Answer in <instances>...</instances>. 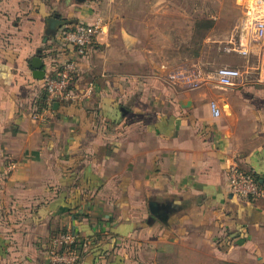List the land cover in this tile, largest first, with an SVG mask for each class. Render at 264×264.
Returning <instances> with one entry per match:
<instances>
[{"label": "crops", "instance_id": "obj_1", "mask_svg": "<svg viewBox=\"0 0 264 264\" xmlns=\"http://www.w3.org/2000/svg\"><path fill=\"white\" fill-rule=\"evenodd\" d=\"M158 4L0 0V264H49L66 229L90 241L82 264H264V197L233 195L227 175L237 161L264 181V83L171 79L130 25ZM96 21L104 32L78 57L61 31ZM36 57L45 76L76 59L75 89L93 93L33 120Z\"/></svg>", "mask_w": 264, "mask_h": 264}, {"label": "built area", "instance_id": "obj_2", "mask_svg": "<svg viewBox=\"0 0 264 264\" xmlns=\"http://www.w3.org/2000/svg\"><path fill=\"white\" fill-rule=\"evenodd\" d=\"M245 15L244 26L253 28L252 38L246 43H232L233 50L241 54L246 62L242 67L223 66L217 69L216 78L222 87H236L264 83V0H243ZM104 32L103 23L79 22L61 31L62 41L71 46L78 57L84 58L93 48L100 35ZM259 56L257 71L250 65L252 55ZM80 76L79 62L74 59L63 63L53 73L42 80V91L45 99L40 104L36 103L31 113V118L36 121H47L53 118L55 104L68 102L79 97H88L94 91L90 84L80 92L75 89V84ZM175 81H184L192 88H199L203 83L200 71L177 72L170 76ZM210 107L215 117L223 114L220 104L211 100ZM15 164H9L13 169ZM230 192L240 198L254 201L264 197V181L255 174L240 166L234 161L227 170ZM90 241L75 229H66L55 234L48 244L46 253L49 264H81L85 252L89 249Z\"/></svg>", "mask_w": 264, "mask_h": 264}, {"label": "rangeland", "instance_id": "obj_3", "mask_svg": "<svg viewBox=\"0 0 264 264\" xmlns=\"http://www.w3.org/2000/svg\"><path fill=\"white\" fill-rule=\"evenodd\" d=\"M144 6L130 25L141 38L139 51L151 56L154 66L166 64V72L172 73L200 71L208 84L217 80L218 68L245 64L241 54L229 50L232 43L252 38L253 28L243 24V0H159L151 11L150 5ZM258 64L259 56L252 55L250 65L255 71ZM199 251L202 257H210L208 250L199 247ZM201 264L230 263L203 259Z\"/></svg>", "mask_w": 264, "mask_h": 264}, {"label": "water", "instance_id": "obj_4", "mask_svg": "<svg viewBox=\"0 0 264 264\" xmlns=\"http://www.w3.org/2000/svg\"><path fill=\"white\" fill-rule=\"evenodd\" d=\"M33 66L34 68L36 69L35 72H34V77L36 79H39V80H43L45 78V71L43 70V60L39 57H36L34 60H33ZM59 105V103H56L55 106L57 107ZM151 210L154 214L156 215H159L158 211H157V205L156 203H151Z\"/></svg>", "mask_w": 264, "mask_h": 264}, {"label": "trees", "instance_id": "obj_5", "mask_svg": "<svg viewBox=\"0 0 264 264\" xmlns=\"http://www.w3.org/2000/svg\"><path fill=\"white\" fill-rule=\"evenodd\" d=\"M45 99V95L42 93L38 98H36V100H35V105H36V103H42L43 102V100ZM34 105V106H35ZM83 263V259H82V261H81V264Z\"/></svg>", "mask_w": 264, "mask_h": 264}]
</instances>
